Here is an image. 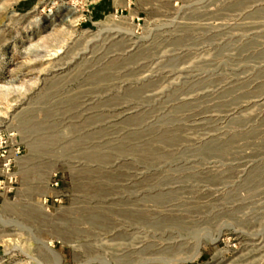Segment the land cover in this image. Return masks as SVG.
Instances as JSON below:
<instances>
[{
    "label": "rangeland",
    "instance_id": "obj_1",
    "mask_svg": "<svg viewBox=\"0 0 264 264\" xmlns=\"http://www.w3.org/2000/svg\"><path fill=\"white\" fill-rule=\"evenodd\" d=\"M2 134L0 264H264V0H0Z\"/></svg>",
    "mask_w": 264,
    "mask_h": 264
},
{
    "label": "built area",
    "instance_id": "obj_2",
    "mask_svg": "<svg viewBox=\"0 0 264 264\" xmlns=\"http://www.w3.org/2000/svg\"><path fill=\"white\" fill-rule=\"evenodd\" d=\"M9 136H10V135H6V134H2V135L0 136V151L2 152V153H1V156H3V148H4V146L6 145V143H7V138H9ZM8 165H9V161L3 164L4 167H7Z\"/></svg>",
    "mask_w": 264,
    "mask_h": 264
},
{
    "label": "bare ground",
    "instance_id": "obj_3",
    "mask_svg": "<svg viewBox=\"0 0 264 264\" xmlns=\"http://www.w3.org/2000/svg\"><path fill=\"white\" fill-rule=\"evenodd\" d=\"M71 12H72V11H71ZM220 236H221V231H219V232L217 233V235H215V236H211V237L209 238V241L214 242V241L218 240V239L220 238ZM198 246H199V242H198V244L196 245L195 254H194L193 256L198 255Z\"/></svg>",
    "mask_w": 264,
    "mask_h": 264
},
{
    "label": "water",
    "instance_id": "obj_4",
    "mask_svg": "<svg viewBox=\"0 0 264 264\" xmlns=\"http://www.w3.org/2000/svg\"><path fill=\"white\" fill-rule=\"evenodd\" d=\"M215 242V241H214Z\"/></svg>",
    "mask_w": 264,
    "mask_h": 264
}]
</instances>
